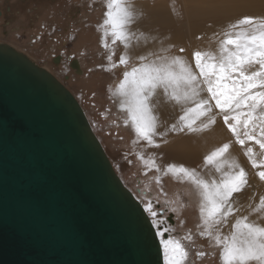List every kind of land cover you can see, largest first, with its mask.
Segmentation results:
<instances>
[{
  "label": "water",
  "instance_id": "obj_1",
  "mask_svg": "<svg viewBox=\"0 0 264 264\" xmlns=\"http://www.w3.org/2000/svg\"><path fill=\"white\" fill-rule=\"evenodd\" d=\"M0 264H165L144 205L84 108L0 43Z\"/></svg>",
  "mask_w": 264,
  "mask_h": 264
},
{
  "label": "snow or ice",
  "instance_id": "obj_2",
  "mask_svg": "<svg viewBox=\"0 0 264 264\" xmlns=\"http://www.w3.org/2000/svg\"><path fill=\"white\" fill-rule=\"evenodd\" d=\"M105 15L107 17L103 20L105 37L110 33L113 42L120 40L125 47H129L130 34L127 32V26L132 22V13L126 4L122 3V0H109ZM242 25L253 26V31L235 35L226 34V38L220 45L219 58L207 52H194L195 68L199 70L198 73L192 71L178 57H174L167 64L141 65L132 67L130 71L124 73V79L119 84L117 94L124 98L121 107L130 113L135 132L140 139L149 145H154V118L150 115L148 100L157 88L162 87L165 92L171 88L172 98L179 102L181 96L178 91L181 88L185 89L184 98H188L187 89L189 88L193 90V96L197 95L195 85L200 77H203L207 91L212 94V99L216 100V105L221 108V111L231 109L235 113L225 115L224 123L228 124L237 142L243 146L246 141H254L264 151V19L257 23L253 17L244 16L232 27L240 28ZM181 51L184 50L181 49ZM128 62L127 58L120 60V64L125 66ZM178 65L179 72L175 70ZM223 79L233 84L227 105L222 104L217 95L221 87L219 82ZM193 103L195 107L188 109V113L195 112L203 115L211 110L205 109L207 100H194ZM188 113L182 116L181 120H187ZM230 120L236 123L230 124ZM192 123L195 121L186 126L191 128ZM238 125H242L244 129L242 133L244 138H241V132L237 131ZM154 146L159 147L158 144ZM229 148L230 145L225 143L207 156L206 162L218 163L219 158ZM248 154L251 156V149H248ZM252 164L253 167H264V165H258L255 160ZM145 165L160 171L155 160L145 161ZM168 172L189 177L200 190L204 201L200 207V218L203 221L200 235L214 241V246L220 250L214 259H219L221 264H264V226L249 223L248 217L245 216L242 221L235 224V231L229 237H222L214 234L213 231L216 225L225 221L227 216L233 213L230 204L233 194L243 191L248 183L247 174L243 168L225 176L219 183L196 179L195 174L183 166L176 168L175 165H171L168 167ZM258 175L259 179L264 181V171H260ZM260 203L261 210H264V198ZM149 211H152L151 207ZM161 235L163 236V233ZM162 244L166 264H185L188 260L189 253L179 241L162 239ZM207 255L206 252L196 253L201 260H204Z\"/></svg>",
  "mask_w": 264,
  "mask_h": 264
},
{
  "label": "bare ground",
  "instance_id": "obj_3",
  "mask_svg": "<svg viewBox=\"0 0 264 264\" xmlns=\"http://www.w3.org/2000/svg\"><path fill=\"white\" fill-rule=\"evenodd\" d=\"M210 1L211 0H122V3L126 4L129 11L132 13V22L127 26V32L130 34V39L128 41L129 47H125L124 43L120 41V60L122 58H127L129 61L127 66L121 64V69L123 71L122 81L124 79V73L130 71L132 67L152 64L163 65L169 63L174 57H178L192 71L198 73L199 70L195 68L194 61L195 51H201L202 53L207 52L219 58L220 45L227 34L226 30L224 31L221 28L224 24L220 25L219 22V25L214 23L210 27H203L202 33H198L194 37L192 36L198 45H200V49H191V51H189L187 50L188 48L186 49V47L184 48L182 45L184 36L180 30L181 26H179L178 21L182 14H180L178 19L176 18V13L177 15L179 13L177 11L179 2L184 6V9L187 8V16L189 14V16L196 17L197 19L222 16L225 11H212L206 7ZM186 12H184L183 15H185ZM251 17H253L257 23L260 22V17ZM235 29V34L250 33L253 31V26L242 25L240 28ZM229 47L231 48L232 46ZM181 49L184 51H181ZM142 57H146V59H142ZM118 63H120V61ZM175 70L179 72L180 66H176ZM198 83L202 85V89H200L203 95L196 91ZM219 83L221 87L217 95L220 97L221 103L227 105L233 90V84L227 79H223ZM119 84L118 86L115 85L119 87ZM184 91V88L178 91L181 99L177 102V100L172 98L171 88L165 92L164 89L160 87L154 91V94H152L148 100V106L151 110L150 115L154 118L155 135L166 129L165 133L167 138L165 140V149L168 156H171L170 160H172L178 168L184 166L191 169L195 162L206 160L207 156L227 143L230 145V148L222 156L224 161H221L219 158V162L211 166V172L214 173L215 171V174H213L211 178L218 179L223 173L230 175L233 172L239 171L240 168H243L244 171L250 168L252 173L257 176V178L254 176L255 180L252 183V187H264V181H261L258 175L260 171H264L263 167H253L252 164V161L255 160L258 165H262L259 162L258 154L259 156L263 154V161L261 162L264 163V151H262L254 141H246L245 145L241 146L237 142L236 136H234L229 129L228 124L224 123L225 115H232L235 113H233L231 109L221 111V108L216 105V100L212 99V94L207 91V85L203 83V77H200V80L195 85V92L198 93L197 95L193 96V90L189 88L187 89L188 98H184ZM115 95L118 96L117 94ZM117 98H119L118 100L120 104H122L124 98L121 96ZM194 100L208 101V104L205 105V109H211L205 112V114L208 115H198L195 112L188 113V109L195 107L193 103ZM186 113H188L187 120H181V117L185 116ZM193 120L195 123H192V127H187L186 125ZM211 121H214V123H211ZM229 123L235 124L236 122L233 121ZM161 126H163V128H161ZM248 149L252 151L251 156L248 154ZM195 174H197V170ZM206 175L207 173H202L198 178L205 181L207 180ZM260 205V201H254V199L247 202L231 221V228L235 231V224L238 221H242L245 216L248 217L249 223L264 226V220H262L263 222L261 224L257 222L259 214L256 213V210H261L262 207ZM261 217L264 218V210H261Z\"/></svg>",
  "mask_w": 264,
  "mask_h": 264
},
{
  "label": "rangeland",
  "instance_id": "obj_4",
  "mask_svg": "<svg viewBox=\"0 0 264 264\" xmlns=\"http://www.w3.org/2000/svg\"><path fill=\"white\" fill-rule=\"evenodd\" d=\"M17 1L19 0H10V2L12 3H16ZM61 1L64 4H77L78 1H83L88 6L91 5L92 7H98L100 9V21L97 22V30L99 31L97 35L99 36L100 44L96 50L98 54L96 55L93 69L99 67L96 74L99 72L103 75V80L100 81L101 78L99 79L101 84L103 83L104 88L103 96L101 94L100 97H98L100 99L104 98L103 100H101L103 101V104H101V110L102 112L103 110L104 112H106V110L110 109L109 112H106V120L102 116V118L104 119L103 125L107 126V130H110L112 126L110 125V123L115 122V124L113 125L115 128L113 129L114 131L112 130V133L118 130L121 131V129L123 128L125 129V131L129 132V136H131V140L129 142L130 144L128 145L127 149H121L117 151L112 145L109 148L110 151L108 152V155L111 162H113L114 168L118 176H120L126 186L133 191L132 193L136 195L135 197L139 198V200L143 203L147 213L149 214V216H151L152 220L156 225L157 223H160L159 220L162 217L159 216L158 212L156 211L157 204H160L163 207H169L170 205L168 203H172V199L174 197L175 199L177 198L176 195L178 196V190H194V193L196 194L195 197L197 203L195 209L192 211V214L194 215L193 220L195 218L193 224H190L186 221L187 224L183 225V228L185 230L181 231V233L179 234L171 232L168 236V239L174 241L180 240L179 242L188 251L189 257L185 264H221V261L219 259H214V257L220 251L217 247L214 246V241L209 240L206 236L200 235V232L202 231L201 225L203 223L202 219L200 218V207L204 202L203 197L200 194V190L196 187L194 183H192V180L189 177L179 173L168 172V167L171 165H175V163L170 160L171 156H168V153L165 149V140L167 138V135L165 133L166 129L165 131L157 133L155 136H153L154 145L158 144L159 147L149 145L146 141L140 139L137 136L135 132V127L130 119L129 113L121 107V104L118 100L119 98H117L119 96L116 91L118 89L117 86L122 81L123 75L121 64L118 63L120 61L119 55L121 51V42L120 40H116L115 42H113V37L110 33L107 37H105L104 35L105 28L103 25V20L107 18L105 13L107 11V4L109 3V0ZM14 6L15 8H17V5ZM206 7H208L212 11H225V13H223V15L220 17L197 19L196 17L189 16V14L187 16V8L184 9V6H182L181 2H179V6L177 7V11L179 13L178 15L176 13V18L178 19L180 14H182L181 18H179L178 20L179 26H181L180 30L182 31L184 36V41L182 45L184 48H188L187 50L189 51H191V49H200V45H198V43L194 40L193 37L198 33H202L203 27H210L214 23L219 25L220 22V25L224 24L221 26V28L224 31L226 30L227 34H235L236 29L233 28L232 25L238 23L239 20L244 16H256L258 18L260 17L259 21L264 19V0H211L206 5ZM184 12H186V16L183 15ZM2 24L3 20H0V27ZM105 42H107V47H105ZM46 47H48V45H46ZM46 51L47 50H45L44 52ZM20 52L27 53L31 57L35 55V52H33V48L31 47L23 49V51ZM109 57H111V59H109ZM36 64L40 65L41 67L44 66L45 68H51V62H45L44 60L37 61ZM196 87V91L202 93L203 95V92L201 90V83H198V86ZM76 93L78 99L83 103L82 94L80 92L78 93L77 91ZM115 94H117L118 96H116ZM90 113L91 112H88V118H90V121L93 124L94 122H97V118L94 119ZM99 118H101V116ZM241 120H243V117H241ZM229 122L233 121L230 120ZM161 128H163V126H161ZM237 131L241 132V138H244L242 135L244 131L242 125L237 126ZM262 156L263 154H260V156L258 154L259 162L263 165L264 163L261 162L263 161ZM141 157H143V159H141ZM220 159L221 161H224L223 157H221ZM149 160H155L156 166L159 167L160 171H156L155 168L146 166L145 161ZM211 166L212 164L207 163L206 160L199 161L197 163L195 162L192 168L189 169V171L195 174L197 170V174H195L196 179H200L198 178V176L202 173H207V180H205L206 182L215 181L216 183H219L222 179H224L227 174H221L218 179L211 178V176L215 174V171L214 173L211 172ZM176 168L178 167L176 166ZM245 172L247 174L248 183L246 186H244L243 191L233 194L230 201L233 213L228 215L225 221H222L220 224L214 227V234H219L222 237L231 236L234 232L233 228H231V221L234 219L236 214L246 205L247 202L253 199L254 201H261V199L264 198V187H252V183L255 180V177L257 178V176L252 173V170L250 168H248ZM166 181L171 182L168 184V188L172 186L171 184L174 183L180 186V188L175 190V192L172 194V198L168 197L169 192H167L166 188L164 187ZM150 207L152 208V211H149ZM180 212L182 211H179V213H177L178 217L180 216ZM256 213L259 214L257 222L261 224L263 222L262 220H264V218L261 217V210L257 209ZM180 217L183 218V216ZM198 252H206L208 253V255L204 260H201L199 257L196 256V253Z\"/></svg>",
  "mask_w": 264,
  "mask_h": 264
},
{
  "label": "flooded vegetation",
  "instance_id": "obj_5",
  "mask_svg": "<svg viewBox=\"0 0 264 264\" xmlns=\"http://www.w3.org/2000/svg\"><path fill=\"white\" fill-rule=\"evenodd\" d=\"M0 2V20H3L0 27V43L8 44L19 52L31 47L35 57L25 54L35 63L42 60L51 62L50 69L42 67L50 71L73 93L84 108L87 117L88 112H91L92 117L97 118V122L93 124L90 118L88 120L107 155L111 145L117 151L127 149L131 140L130 133L123 128L121 131L112 133L115 122L110 123L112 125L110 130L103 125L106 112L110 109L106 112L101 110V104H103L101 100L104 98L98 97L101 94L103 96V83L100 82L103 80V75L99 72L96 74L99 67L93 69L98 54L96 50L100 44L97 35L100 9L88 6L83 1H78L77 4H64L61 0H19L16 3L2 0ZM13 4L17 5V8ZM76 91L82 94L83 103L76 96ZM169 183L171 182L166 181L164 187L169 192L168 197L172 198V194L180 186L174 183L168 188ZM195 195L194 190L191 191V189L178 190L177 198L174 197L173 202L168 203L169 207L157 204L156 211L162 217L157 225L152 221L161 241L162 238L168 239L171 232L179 234L184 231L183 225L187 222L193 224L195 218L193 220L192 211L197 203ZM179 211H182L180 216L183 218L177 216Z\"/></svg>",
  "mask_w": 264,
  "mask_h": 264
}]
</instances>
